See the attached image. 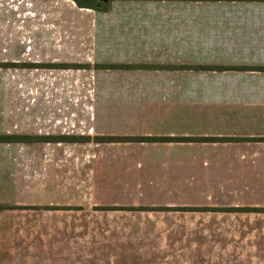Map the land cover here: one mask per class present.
Instances as JSON below:
<instances>
[{"label": "crops", "instance_id": "1", "mask_svg": "<svg viewBox=\"0 0 264 264\" xmlns=\"http://www.w3.org/2000/svg\"><path fill=\"white\" fill-rule=\"evenodd\" d=\"M165 1L0 0L2 28L59 34L0 47L58 98L27 136L90 138L2 143L29 163L0 168V264H264V2L187 1L182 23Z\"/></svg>", "mask_w": 264, "mask_h": 264}, {"label": "rangeland", "instance_id": "2", "mask_svg": "<svg viewBox=\"0 0 264 264\" xmlns=\"http://www.w3.org/2000/svg\"><path fill=\"white\" fill-rule=\"evenodd\" d=\"M2 4L0 3V47L7 45L10 42L24 41L29 38L30 35H44L51 37L52 40L59 35L54 30L48 31L50 34L44 33H28L22 30L20 27L17 30L4 29L3 26L11 24V16L7 13L6 6L11 8V4L5 3L4 10H2ZM98 6H102L101 1H96ZM162 3H159L161 7ZM165 9V17L168 18H181L182 23H187L188 13V2L186 1H171L167 0L163 3ZM149 8H153L151 2L148 3ZM108 8V7H107ZM9 10V9H8ZM5 11V12H3ZM4 17V19L2 18ZM8 18V19H7ZM19 22L18 24H23ZM22 27V26H21ZM56 33V34H55ZM2 56V55H1ZM27 70H17L13 68L0 67V136H27L38 132V129L33 127V124L29 122L30 108L37 110L39 107L45 105L51 106L57 101L58 98L51 96H36L34 92L38 86H35V81L30 82ZM43 132V131H40ZM26 145H12L0 143V156L2 155L5 159L0 160V168H27L28 167V150ZM16 157V160L13 159ZM113 199V198H112Z\"/></svg>", "mask_w": 264, "mask_h": 264}, {"label": "trees", "instance_id": "3", "mask_svg": "<svg viewBox=\"0 0 264 264\" xmlns=\"http://www.w3.org/2000/svg\"><path fill=\"white\" fill-rule=\"evenodd\" d=\"M77 6L82 8L97 9V0H72ZM111 1V0H109ZM113 1V0H112ZM180 1H221V0H180ZM222 1H258L264 2V0H222ZM101 9H105V6H101ZM2 66V65H1ZM10 67H22L29 68L33 67L29 64H10ZM61 65H42V67H60ZM45 141V142H77V141H89L88 137H74V136H48V137H31V136H0V143H22V142H32V141ZM94 141L98 142H129V141H146V142H189V141H221L225 139L220 138H187V137H177V138H129V137H95ZM261 141H264L262 139Z\"/></svg>", "mask_w": 264, "mask_h": 264}, {"label": "water", "instance_id": "4", "mask_svg": "<svg viewBox=\"0 0 264 264\" xmlns=\"http://www.w3.org/2000/svg\"><path fill=\"white\" fill-rule=\"evenodd\" d=\"M101 1H106V0H101Z\"/></svg>", "mask_w": 264, "mask_h": 264}]
</instances>
